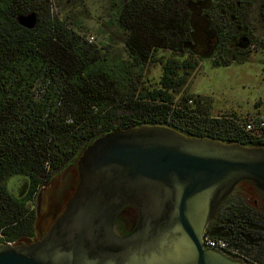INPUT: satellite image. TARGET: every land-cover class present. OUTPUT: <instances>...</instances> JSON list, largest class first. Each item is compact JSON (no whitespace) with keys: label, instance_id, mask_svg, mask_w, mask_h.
Returning <instances> with one entry per match:
<instances>
[{"label":"trees","instance_id":"obj_1","mask_svg":"<svg viewBox=\"0 0 264 264\" xmlns=\"http://www.w3.org/2000/svg\"><path fill=\"white\" fill-rule=\"evenodd\" d=\"M109 2V29L117 32L114 37H122L129 62L109 57L108 46L101 54L69 24L53 19L51 0H0L1 244L19 246L43 238L45 234L37 237L38 216L30 204L54 175L75 168L91 144L116 129L158 125L188 137L264 147V139L247 132L235 115L214 117L208 102L193 95L176 100L196 69L191 61L166 65L159 89L139 85L140 72L157 52L198 55L197 16L203 15L209 25L206 40L216 44L215 50L219 46L228 51L234 42L240 52L234 60L255 44L264 49V40L249 26L256 5L264 23V0ZM29 13L38 16L33 30L18 23ZM15 176L29 178L23 198L8 191L7 182ZM254 211L245 201L229 197L206 233L242 245V232L262 231L254 225L262 221ZM133 228L131 221L118 218L119 234Z\"/></svg>","mask_w":264,"mask_h":264},{"label":"water","instance_id":"obj_2","mask_svg":"<svg viewBox=\"0 0 264 264\" xmlns=\"http://www.w3.org/2000/svg\"><path fill=\"white\" fill-rule=\"evenodd\" d=\"M18 23L33 30L38 16ZM76 171L75 191L44 237L0 243V264H246L203 239L240 184L264 193V147L158 125L116 129L83 152ZM123 212L136 218L126 235L116 230Z\"/></svg>","mask_w":264,"mask_h":264},{"label":"rangeland","instance_id":"obj_3","mask_svg":"<svg viewBox=\"0 0 264 264\" xmlns=\"http://www.w3.org/2000/svg\"><path fill=\"white\" fill-rule=\"evenodd\" d=\"M50 14L53 19L58 18L69 24L89 44L96 45L102 50L101 54H105L103 49L108 46L107 49L112 50L110 56L108 54L109 57L129 62L125 46L121 43L122 37H114L113 35L117 32L109 29V0H51ZM46 16L47 14L43 19H46ZM194 23L198 55L191 58L189 55L176 56L170 51L157 52L152 61L140 72V87L149 90L159 89L166 65L172 64L174 61L179 64L191 61L196 69L189 76L186 86L181 90L182 93L176 96L177 101L193 95L195 98L205 99L208 102L210 114L214 117L235 115L238 119L264 118V49L255 44V49L245 48L243 56L234 60L235 53H240L235 51L234 42L227 48L228 51L220 49L219 46L218 50H215L216 44L206 40L210 27L203 15L195 17ZM249 24L250 28L254 30L256 38L264 40V23L259 15L257 5L251 11ZM232 34H234V30ZM179 74L183 76L184 72L181 71ZM68 172L74 176L77 175L76 167L73 166L54 175L39 192L36 200L30 204L31 209L35 210L38 216V238H41L50 229L49 221L54 223L57 219V217H54L53 220L48 219L49 211L53 207L56 208V205L43 207L41 205L42 197L47 189L53 187V183L55 186L59 185L60 179ZM29 186V178L24 176H15L7 182L9 193L17 198H23L28 193ZM254 194L253 190L247 189L246 184H242L234 193L238 196L244 195L245 199ZM41 209L47 213L42 214ZM119 218L123 221L129 220L135 225L136 218L130 213L123 212ZM251 251L252 255L259 252L257 249Z\"/></svg>","mask_w":264,"mask_h":264},{"label":"flooded vegetation","instance_id":"obj_4","mask_svg":"<svg viewBox=\"0 0 264 264\" xmlns=\"http://www.w3.org/2000/svg\"><path fill=\"white\" fill-rule=\"evenodd\" d=\"M73 176V177H72ZM61 182H59V185L56 186L54 183L52 184L53 187L46 190L44 196L42 197V203L41 205L46 207L47 205H50V207H53L56 205V208L53 207L49 211V220H53L54 217H59V215L63 212L65 209V206L68 202V200L72 197L75 188L78 184V176L72 175L71 172H68L66 176H64L62 179H60ZM248 190H253L255 192L254 195L250 196L249 198L245 199L244 195H234L237 189L242 185L240 184L235 192L230 196L234 200H240L245 201L246 206L254 209L253 215L262 220L260 222L254 223V225H258L259 228L262 229V231L259 232H242L243 233V240L242 245H238L235 243L238 247L242 249L243 256L237 258L238 260L246 263V264H264V193L258 190L255 187V184L252 182L245 183ZM42 195V193H41ZM41 195L39 198L41 199ZM55 211V213H53ZM42 214H46L47 212L44 210L42 211ZM50 227L53 224V221L50 222ZM251 221H247L246 226L249 227V224ZM253 224V223H252ZM252 249L259 250V254L252 255ZM248 250V252H247ZM246 251V252H245ZM236 259V258H235Z\"/></svg>","mask_w":264,"mask_h":264},{"label":"built area","instance_id":"obj_5","mask_svg":"<svg viewBox=\"0 0 264 264\" xmlns=\"http://www.w3.org/2000/svg\"><path fill=\"white\" fill-rule=\"evenodd\" d=\"M239 121L247 132H257L258 136L264 139V135L261 134L262 129H264V118L262 119L244 118V119H239ZM203 242L207 248L219 250L232 258L237 259L243 256L242 249L229 240L222 238H215L206 233L204 235ZM9 245L14 246V244H9Z\"/></svg>","mask_w":264,"mask_h":264}]
</instances>
